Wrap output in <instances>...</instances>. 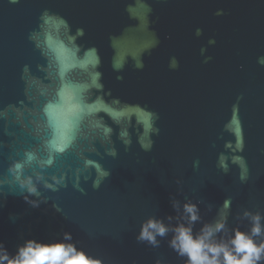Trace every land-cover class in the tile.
I'll list each match as a JSON object with an SVG mask.
<instances>
[{"label": "water", "instance_id": "water-1", "mask_svg": "<svg viewBox=\"0 0 264 264\" xmlns=\"http://www.w3.org/2000/svg\"><path fill=\"white\" fill-rule=\"evenodd\" d=\"M185 203L194 235L258 214L264 240V0H0L8 253L68 234L101 264H185Z\"/></svg>", "mask_w": 264, "mask_h": 264}, {"label": "clouds", "instance_id": "clouds-1", "mask_svg": "<svg viewBox=\"0 0 264 264\" xmlns=\"http://www.w3.org/2000/svg\"><path fill=\"white\" fill-rule=\"evenodd\" d=\"M183 210L188 223L178 224L173 229L170 243L179 255L186 258L185 264H259L264 259V240L257 242L253 239L262 233L258 214L252 216L250 233L234 230L231 239L224 243L213 239L225 227L223 218L214 224L203 225L194 235L191 224L199 219L197 207L185 203ZM168 230L160 220L149 218L142 224L138 238L155 244L156 236H163ZM68 239V234L64 240L48 243L28 239L11 255L0 244V264H101L97 258L66 242Z\"/></svg>", "mask_w": 264, "mask_h": 264}]
</instances>
